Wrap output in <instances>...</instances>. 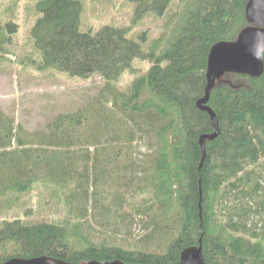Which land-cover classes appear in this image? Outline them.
Returning a JSON list of instances; mask_svg holds the SVG:
<instances>
[{
  "label": "trees",
  "instance_id": "obj_1",
  "mask_svg": "<svg viewBox=\"0 0 264 264\" xmlns=\"http://www.w3.org/2000/svg\"><path fill=\"white\" fill-rule=\"evenodd\" d=\"M130 1L135 22L147 12L165 15L147 49L145 34L142 43L132 41L126 27L81 31V0L34 4L30 39L40 56L37 69L83 79L98 74L111 82L134 59L151 65L127 92L114 95L122 125L97 114L65 115L45 138L28 142L0 109V198L18 197L35 183L67 188L73 216L4 220L0 264L44 255L78 264H179L181 251L200 238L206 264H264V226L249 219L264 218V54L259 76L226 73L211 89L208 105L219 133L206 140L201 165L199 138L213 126L196 104L204 94L211 47L236 39L250 25L248 0H179L174 8V0ZM16 28L12 20H0V51ZM136 140L146 142L147 152L131 164ZM96 205L104 218H114L115 228L133 217L143 233L128 231L119 241L96 238L85 221Z\"/></svg>",
  "mask_w": 264,
  "mask_h": 264
},
{
  "label": "rangeland",
  "instance_id": "obj_2",
  "mask_svg": "<svg viewBox=\"0 0 264 264\" xmlns=\"http://www.w3.org/2000/svg\"><path fill=\"white\" fill-rule=\"evenodd\" d=\"M36 1L0 0L1 22L12 20L17 25L16 31L0 51V109L14 118L15 124L20 127V134L28 142L36 139L37 135L45 138L58 124L59 118L65 115L97 114L106 120L124 124L122 115L115 108L114 95L127 92L133 79L148 70L151 65L149 60L134 59L131 67L111 82L98 74L83 79L55 69H37L36 63L40 56L30 39V29L37 17L34 11ZM179 3V0H174L171 7ZM81 4L80 30L83 32H95L103 25L126 27L127 37L132 41L142 43L141 37L145 34L147 39L143 47L147 49L163 28L165 15L156 16L153 12L145 13L135 22V4L130 0H81ZM133 143V148H130L131 164H134L138 154L147 152L145 141L136 140ZM91 149L94 150V147ZM68 192L67 188L57 190L35 183L29 191L18 197L6 194L0 198V225L4 220L15 218L25 223L58 222L73 218L68 213ZM143 198V195L138 197L137 202L142 203ZM96 207L85 219L96 238L101 236L119 241L128 231L135 237L143 233L138 219H126L123 227L115 228L112 224L114 218H104L99 206ZM118 216L113 214V217ZM119 217L116 219L118 222ZM249 219L255 220L258 228L264 226V218L251 216Z\"/></svg>",
  "mask_w": 264,
  "mask_h": 264
},
{
  "label": "water",
  "instance_id": "obj_3",
  "mask_svg": "<svg viewBox=\"0 0 264 264\" xmlns=\"http://www.w3.org/2000/svg\"><path fill=\"white\" fill-rule=\"evenodd\" d=\"M246 15L250 23L238 37L231 41L215 43L208 54L206 70V86L204 94L196 102L199 109L206 111L211 119L213 131L204 133L199 138L201 161L206 155V140L214 139L219 133L218 119L208 105L211 89L226 73H237L250 77L259 76L263 71L264 54V0H248ZM4 264H78L65 262L50 256L30 258L13 257ZM86 264H131L120 260H92ZM179 264H206L201 238L198 245L183 249L179 256Z\"/></svg>",
  "mask_w": 264,
  "mask_h": 264
}]
</instances>
